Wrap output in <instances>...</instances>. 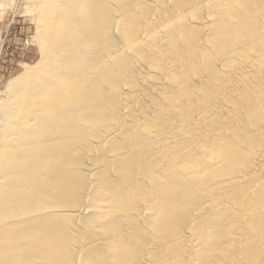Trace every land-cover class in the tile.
<instances>
[{
    "label": "bare ground",
    "instance_id": "obj_1",
    "mask_svg": "<svg viewBox=\"0 0 264 264\" xmlns=\"http://www.w3.org/2000/svg\"><path fill=\"white\" fill-rule=\"evenodd\" d=\"M38 2L0 264H264V0Z\"/></svg>",
    "mask_w": 264,
    "mask_h": 264
},
{
    "label": "rangeland",
    "instance_id": "obj_2",
    "mask_svg": "<svg viewBox=\"0 0 264 264\" xmlns=\"http://www.w3.org/2000/svg\"><path fill=\"white\" fill-rule=\"evenodd\" d=\"M38 0H0V100L7 83L40 59Z\"/></svg>",
    "mask_w": 264,
    "mask_h": 264
}]
</instances>
